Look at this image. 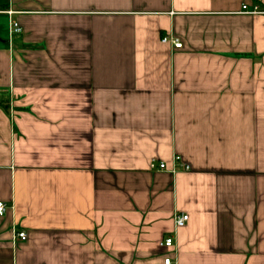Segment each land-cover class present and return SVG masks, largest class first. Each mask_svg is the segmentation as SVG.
<instances>
[{"label": "crops", "instance_id": "crops-1", "mask_svg": "<svg viewBox=\"0 0 264 264\" xmlns=\"http://www.w3.org/2000/svg\"><path fill=\"white\" fill-rule=\"evenodd\" d=\"M243 3L264 9L0 0V264H264V15ZM173 154L189 169L151 167Z\"/></svg>", "mask_w": 264, "mask_h": 264}, {"label": "built area", "instance_id": "built-area-1", "mask_svg": "<svg viewBox=\"0 0 264 264\" xmlns=\"http://www.w3.org/2000/svg\"><path fill=\"white\" fill-rule=\"evenodd\" d=\"M240 12L242 14L248 15H264V9H262L258 4H252V6H248L247 4L243 3L241 6ZM8 17V43L11 46V40L15 35L21 33V27L16 19L13 18V12L11 10L5 11ZM161 42L167 43L171 46L172 49L181 48L182 44L178 38H176L171 32L163 35L161 38ZM11 114V111H10ZM156 170H166L171 174L176 173L179 169L188 170L189 165L182 162L180 156L177 154H173L172 156V165L170 168H167L163 162H159L157 165L154 163L151 164ZM9 207L5 205L4 202L0 201V216H3L6 210ZM11 208V207H10ZM173 225L174 228L180 227L186 223L188 220V215L185 213H174L173 214ZM26 239L25 231H19L15 228H12L11 231V241L12 244H16L18 241H24ZM174 244L173 236H167L163 240V245L166 247H171ZM164 264H175L172 258L167 257L164 259Z\"/></svg>", "mask_w": 264, "mask_h": 264}, {"label": "trees", "instance_id": "trees-1", "mask_svg": "<svg viewBox=\"0 0 264 264\" xmlns=\"http://www.w3.org/2000/svg\"><path fill=\"white\" fill-rule=\"evenodd\" d=\"M0 107L4 110L7 111L8 109V102L5 98H0Z\"/></svg>", "mask_w": 264, "mask_h": 264}, {"label": "rangeland", "instance_id": "rangeland-1", "mask_svg": "<svg viewBox=\"0 0 264 264\" xmlns=\"http://www.w3.org/2000/svg\"><path fill=\"white\" fill-rule=\"evenodd\" d=\"M6 18H8V17H6ZM2 19H3V18H2V17H0V22L2 21ZM5 23H6V22H5ZM0 25H1V24H0Z\"/></svg>", "mask_w": 264, "mask_h": 264}]
</instances>
